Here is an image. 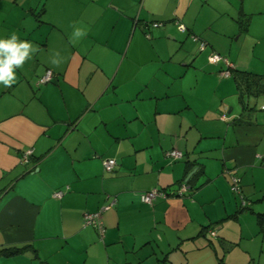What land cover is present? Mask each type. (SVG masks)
<instances>
[{"label":"crops","instance_id":"0c3cea01","mask_svg":"<svg viewBox=\"0 0 264 264\" xmlns=\"http://www.w3.org/2000/svg\"><path fill=\"white\" fill-rule=\"evenodd\" d=\"M206 1L0 0V39L16 33L39 46L16 83L0 84V250L26 246L0 264H223L225 246L260 231L264 112L208 55L238 73L264 68V0H213L220 9L200 17ZM228 19L242 23L239 39L260 42L251 57L224 40L237 31ZM74 27L87 35L73 42ZM172 149L183 157H167ZM105 158L116 160L112 171ZM181 182L182 196L140 199ZM112 198L100 240L83 215Z\"/></svg>","mask_w":264,"mask_h":264},{"label":"built area","instance_id":"2783aa9c","mask_svg":"<svg viewBox=\"0 0 264 264\" xmlns=\"http://www.w3.org/2000/svg\"><path fill=\"white\" fill-rule=\"evenodd\" d=\"M176 23L178 24L177 26L180 31L183 32L186 30L185 26L182 23L178 21ZM159 25L161 24L160 23L152 24V26L154 27H157ZM147 36H149L148 33H147ZM191 37L194 41L198 40V37H196L195 35H192ZM204 46H205V42L200 41V49H203ZM208 60L211 63H219L220 61H223L228 66V68L222 71L221 75L225 77H228L231 75L229 68H231L232 66H230V63L228 62L227 58H224L217 53H211L208 55ZM51 76H52L51 72L47 71V73L39 79L38 83H45L49 81ZM260 110L264 111V105L260 106ZM32 154H33L32 148L26 149L22 154V158H21L22 162H27ZM165 155L171 158L172 160L181 159L183 157V153L176 149L166 151ZM115 165H116V160L114 158L103 159V166H104L105 171H108V172L112 171ZM230 181H231L232 192L240 197V206L245 207L247 205V202L242 194L241 178L237 175L231 174ZM67 190H68V186H65L63 189L56 190L53 196L56 198H60ZM187 190H188L187 183L181 182L178 188L172 191H167L161 188H152L148 191L142 192L140 193V199L144 203L152 204V202L157 198H167L169 196H182ZM114 202H115V199L112 198L107 204L101 206L97 211L87 212V213H84L83 215V226L93 227L96 230L100 240H103V237L105 234V226L101 219L102 213L103 211L108 210ZM211 234L213 236L216 235L214 231H211Z\"/></svg>","mask_w":264,"mask_h":264},{"label":"rangeland","instance_id":"374dc122","mask_svg":"<svg viewBox=\"0 0 264 264\" xmlns=\"http://www.w3.org/2000/svg\"><path fill=\"white\" fill-rule=\"evenodd\" d=\"M199 7H198L199 8L198 15H200V17L202 16L207 17L208 15H210V13L214 12L213 8H216L217 10H219L221 6L219 4L216 5L213 0H210V1L208 0L206 2H203L202 6H200L199 4ZM229 24H232L231 26H233V29L236 28L237 31L234 34H232V32L228 33L229 36L223 37L224 40L227 42V44H229V42L230 43L232 42L234 44L232 53L238 51L239 47H241L242 50H246V49L249 50L248 51L249 56L244 54V57H243V60L248 59V57H251L250 49H253V47H255L254 43L256 42L257 46L259 47L261 45L260 42H257L256 40H252V38H250L249 39L250 41H248L247 39H245V35H243L242 38L239 39L238 37L241 32L239 25L241 23H236L235 21L228 19L225 25L228 27ZM253 60H254L253 63L255 64V62H257V59L254 58ZM241 71H244L246 77L250 78L251 81L255 79L259 83V84L255 83L256 85L255 89L259 91V93L257 94L258 96L256 95L257 97H250L247 100L250 101L252 105L256 106L257 108L256 112L258 113L264 112L260 110V104L264 103V84L261 85V82L264 83V80L260 81V79H257L260 76H264V68H260V69L257 68L258 72H251V71L242 70V69L239 72ZM236 72L238 71H235V73L229 76L231 80L234 83L239 82V84H240V81H239L240 79L242 81H245L244 77H240L241 73H236ZM241 90L242 89H239V91ZM238 95L240 94L238 93ZM236 97L237 96H235V98ZM234 102H235V105L238 104L237 99H234ZM249 235H251V237L249 239L248 238L245 239L243 243L241 244V246L239 245L235 249H228L227 246H225V257L223 258V264H264V232H260L259 229L257 228L255 235H252L250 233ZM243 244L244 246L246 245L245 247H247V249L250 251L249 254H244L241 252L242 249H245Z\"/></svg>","mask_w":264,"mask_h":264},{"label":"clouds","instance_id":"9594fccd","mask_svg":"<svg viewBox=\"0 0 264 264\" xmlns=\"http://www.w3.org/2000/svg\"><path fill=\"white\" fill-rule=\"evenodd\" d=\"M86 35V29L74 27L73 42ZM38 51L39 46L30 41L21 40L16 33H12L8 38L0 39V84L9 88L16 83V70L23 68L24 64ZM56 57H59V53H56ZM62 62L59 58L51 60L56 67H59Z\"/></svg>","mask_w":264,"mask_h":264},{"label":"trees","instance_id":"16d2710c","mask_svg":"<svg viewBox=\"0 0 264 264\" xmlns=\"http://www.w3.org/2000/svg\"><path fill=\"white\" fill-rule=\"evenodd\" d=\"M177 21L175 20V23H176ZM179 22V21H178ZM153 23H159V22H153ZM152 23V24H153ZM238 23H241L240 21H238ZM161 24V23H160ZM176 25H178L177 23H176ZM242 25V23L240 24V26ZM177 28H178V26H177ZM179 30V29H178ZM230 69V73H235V71H233L232 70V67L231 68H229ZM236 73H238V72H236ZM239 73H241L240 74V77L242 76V77H244L245 78V81H244V83H245V88H246V92H245V94L246 95H250V93H253V94H255V95H257L258 93H259V91L258 90H256L255 89V87H256V85H254L253 83H257V84H259L255 79H253L252 81L250 80V78H248V77H246V75H245V72L244 71H241V72H239ZM239 78V77H238ZM247 79V80H246ZM257 79H260V81L261 80H264V76H260L259 78H257ZM241 80V79H240ZM238 84V88L239 89H242L243 90V87H241L240 86V84H239V82L237 83ZM240 91L241 93L243 92V91ZM258 96V95H257ZM262 111V110H261ZM162 189V188H161ZM165 190V189H164ZM244 196V195H243ZM245 198V197H244ZM245 200H246V198H245ZM246 202H247V204H248V201L246 200ZM243 210L244 209H246L247 208V205L245 206V207H241ZM257 222H258V225H259V227H260V231L262 232V231H264V213H257ZM24 247H26V246H23V247H17V246H12V247H5V248H3L2 250H0V254H5V255H13V254H16V253H18V252H20ZM220 264H222V263H220Z\"/></svg>","mask_w":264,"mask_h":264}]
</instances>
